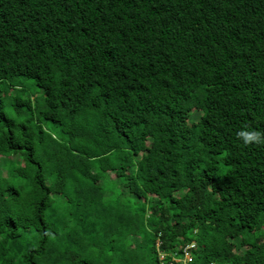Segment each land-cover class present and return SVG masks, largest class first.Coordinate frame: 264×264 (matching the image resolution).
<instances>
[{
	"label": "trees",
	"instance_id": "trees-1",
	"mask_svg": "<svg viewBox=\"0 0 264 264\" xmlns=\"http://www.w3.org/2000/svg\"><path fill=\"white\" fill-rule=\"evenodd\" d=\"M242 129L264 0H0V264H264Z\"/></svg>",
	"mask_w": 264,
	"mask_h": 264
},
{
	"label": "built area",
	"instance_id": "built-area-1",
	"mask_svg": "<svg viewBox=\"0 0 264 264\" xmlns=\"http://www.w3.org/2000/svg\"><path fill=\"white\" fill-rule=\"evenodd\" d=\"M197 248V244L193 242L191 245L187 246L182 253L181 257H178L177 254L171 255V261L168 263L162 262V264H192L193 257L191 251ZM165 256H161V260H164Z\"/></svg>",
	"mask_w": 264,
	"mask_h": 264
},
{
	"label": "clouds",
	"instance_id": "clouds-1",
	"mask_svg": "<svg viewBox=\"0 0 264 264\" xmlns=\"http://www.w3.org/2000/svg\"><path fill=\"white\" fill-rule=\"evenodd\" d=\"M237 135L242 138L245 144L250 142L264 143V134L260 131L242 129L237 132Z\"/></svg>",
	"mask_w": 264,
	"mask_h": 264
},
{
	"label": "rangeland",
	"instance_id": "rangeland-1",
	"mask_svg": "<svg viewBox=\"0 0 264 264\" xmlns=\"http://www.w3.org/2000/svg\"><path fill=\"white\" fill-rule=\"evenodd\" d=\"M110 188H112V185H110ZM120 191L123 193L124 189L119 188V192ZM125 198H126L125 201H127V204L130 205L132 208H136L137 210H142V207L145 205L139 200V198L137 196H133V195L128 194ZM143 221L146 223V219H143ZM151 232H152V229H150L146 226V231L143 232V237L146 235H151Z\"/></svg>",
	"mask_w": 264,
	"mask_h": 264
}]
</instances>
